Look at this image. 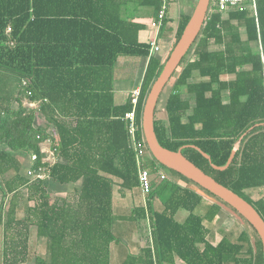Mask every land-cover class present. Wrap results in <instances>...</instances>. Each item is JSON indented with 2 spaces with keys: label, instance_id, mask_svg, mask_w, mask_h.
I'll use <instances>...</instances> for the list:
<instances>
[{
  "label": "trees",
  "instance_id": "trees-1",
  "mask_svg": "<svg viewBox=\"0 0 264 264\" xmlns=\"http://www.w3.org/2000/svg\"><path fill=\"white\" fill-rule=\"evenodd\" d=\"M255 5L256 14L207 12L165 99V117L154 111L153 127L160 145L183 146L186 158L264 221V0ZM143 6L154 17L161 0H0V264H111L114 187L139 190L124 120L130 93L117 101L114 81L133 64L125 58L145 60L136 106L140 136L145 97L169 54L164 61L149 55L148 41L139 39L145 24L133 19V10ZM189 16L179 15L173 45ZM46 140L52 162L44 160ZM235 144L232 161L219 169ZM151 162L157 180L129 217L148 220L151 245L147 239L139 255L119 264H264L247 221L250 233L242 229L233 240L223 234L213 243L207 224L216 222L220 204L228 205L154 157ZM160 166L184 182L160 178ZM254 191L263 193L253 197ZM155 197L158 210L150 203ZM179 210L187 213L181 221ZM38 240L44 251L31 257Z\"/></svg>",
  "mask_w": 264,
  "mask_h": 264
},
{
  "label": "water",
  "instance_id": "water-1",
  "mask_svg": "<svg viewBox=\"0 0 264 264\" xmlns=\"http://www.w3.org/2000/svg\"><path fill=\"white\" fill-rule=\"evenodd\" d=\"M210 0H197L193 10L185 24L179 38L171 48L167 58L165 59L161 71L153 81L150 89L145 97L141 111V130L147 143L151 155L164 167L175 171L183 177L193 181L201 188L207 190L225 204L235 210L247 223L255 230L258 235L263 259H264V221L255 208L244 198L233 192L231 189L217 182L212 176L206 174L197 167L193 162L186 158L182 153V147L176 151L169 150L159 144L153 127L154 111L157 101L164 87L169 82L181 61L189 53L192 45L196 41L202 26L204 24ZM237 145L235 144L224 166L219 169L226 168L235 154ZM204 156L209 158L205 153ZM214 168H218L212 165ZM170 177L177 182H184L177 176L170 173ZM195 190L201 195L205 194L199 188Z\"/></svg>",
  "mask_w": 264,
  "mask_h": 264
},
{
  "label": "crops",
  "instance_id": "crops-1",
  "mask_svg": "<svg viewBox=\"0 0 264 264\" xmlns=\"http://www.w3.org/2000/svg\"><path fill=\"white\" fill-rule=\"evenodd\" d=\"M177 1L178 2H177L176 7H179V6L181 7V11L178 14V17H179L180 14H189V13L191 14L192 11H190V10H193V7L195 6V3L197 0H177ZM248 9H250L253 14H256V5H255V11L250 7H248ZM140 11H141L140 8L138 10H135V11L133 10V16H135V15L137 16L140 13ZM171 16H173V14L169 13V11H168L167 16H166L167 19H166L165 26H164L163 30L159 29L158 37L159 38L161 37L160 40L162 42L168 40V32H170L172 30V24H171L172 17ZM149 29H148V26L146 27V25H145L142 30L150 31ZM175 29H176V27H175ZM175 29H174V31H175ZM140 32H139V39L144 41L141 38L142 34ZM163 35H165V36H163ZM167 48H165V49H167ZM162 50L164 51V48H162ZM160 53L162 54V51H159L158 54H160ZM142 63H143V59H140L138 70H137L136 74H138V71H140V69L142 70L144 68V66L142 67V65H141ZM144 65H145V63H144ZM142 72H143V70H142ZM223 77L225 78L228 76H223ZM138 83L139 82H137V81L136 82L129 81L127 79V77L124 75L122 76V79L115 80L114 81V91H115V97H116L117 101H120V100H123L124 98H126L129 95L130 91L135 86H137ZM263 83H264V70H263ZM118 95H121V97H118ZM158 171H161L160 168ZM163 172L166 174L167 177L170 178V173H167L166 171H163ZM150 177H151V174H150ZM153 180H157V177L155 176ZM151 181H152V177H151ZM46 182L48 183L49 190H53V191L55 190V192L58 191L55 183L49 182V179H46ZM112 199H113V211H114V215H115V220L113 223V231H114V234L117 238H116V241H114L111 245L110 260H111V264H119L120 261L122 259H124V257H126L129 254L139 255L140 251H141V247L146 244L147 239H148V242L150 245H151V240H150V236H149L148 220L143 219L141 221H132V219L129 218L131 210L135 206H138L141 204L144 205V203H145V200L143 199L142 195L140 194V191L138 189L133 190V191L120 189L117 185H115ZM154 199H156V200H154ZM154 199H153V202L154 201L156 202L158 200L157 197H155ZM151 201H152V199H151ZM161 206H162L161 202L160 203H158V202L154 203V208L156 210L160 209ZM219 213H220V211L218 212V215H219ZM185 217H186V215H184V217L181 218L179 221L183 220ZM142 224H143V226H140ZM34 246L35 247L40 246L42 249H44V246H43V243L41 240H38V243L35 242ZM41 253H43V252H39V254H41ZM26 263H28V262H26ZM26 263H24V264H26ZM28 264H32V263L29 262Z\"/></svg>",
  "mask_w": 264,
  "mask_h": 264
},
{
  "label": "rangeland",
  "instance_id": "rangeland-1",
  "mask_svg": "<svg viewBox=\"0 0 264 264\" xmlns=\"http://www.w3.org/2000/svg\"><path fill=\"white\" fill-rule=\"evenodd\" d=\"M177 0H171L170 1V4H169V13H172L173 16L172 17V30L170 32H168V40L167 41H161L160 38H158V50L156 52H154L153 54L158 56L162 61H164V59L166 58L167 54L169 53V51L171 50L172 46H173V38H174V29L177 25V21H178V14L179 12L181 11V7H176L177 6ZM141 11L140 13L134 18V20L136 21H140V22H143L146 27L148 26V29L150 28V23L153 19V14H152V8L151 7H148V6H143V7H140ZM143 10V11H142ZM192 11V10H190ZM129 14V13H128ZM170 15V14H169ZM171 29V28H170ZM151 31H146V30H142L140 33L142 34L141 35V38L146 41L148 36L151 34V32L153 31L152 28H150ZM164 38V37H163ZM166 45V46H165ZM168 47V48H167ZM162 48H164V51L162 50ZM167 48V49H165ZM159 51H162V54H158ZM188 56L187 59L191 58L192 56V51H189V53L187 54ZM127 59V61L131 60L133 61V64L131 66H128L126 67L124 70H125V76L127 77V79L129 81H134V82H139L140 81V78H141V74H142V70L140 69V71H138V74H136L137 70H138V66H139V62H140V59L138 58H132V57H127L125 58ZM144 63H145V60H143V63L141 64L142 67L144 66ZM180 71V67L177 68V70L175 71L174 75L171 77V79L169 80V82L166 84V86L164 87L162 93L160 94L159 96V99L157 101V104H156V108H155V112H156V118H164L165 116V113H164V109H163V106H164V102H165V99L173 85V82L175 80V78L177 77L178 73ZM118 97H121V95H118ZM25 102V100H24ZM47 146L48 144H44V146L42 145V148H44V150L47 149ZM20 158L21 160L23 161L24 164H28L29 163V158L27 155L24 156L23 155H20ZM45 159V158H44ZM148 164V169L149 171L151 172L153 170V164L151 162V160H149L147 162ZM160 170L163 172V171H166L167 173H169V170L166 169V168H163V167H159ZM172 175H175L177 177H179L177 174L171 172ZM151 177H152V181L154 179V175L151 174ZM179 179H181L182 181H184L183 178L179 177ZM263 192H258V191H254L251 193V195L253 197H257L259 194H261ZM203 196V198L206 200V201H209V202H215V199L210 197L209 195H207L206 193L204 194H201ZM154 199V198H153ZM153 199L152 201L150 202L152 205V207L154 208V203H160L161 200L160 198L155 202H153ZM156 200V199H154ZM221 206V210H220V213L216 219V222L214 224H207L209 227H210V232H209V235H208V238L213 242H217L218 239L221 237V235L225 234L227 237H229L230 239H235L237 234L242 230V229H246L249 233L251 232V228L250 226L245 222V220H243L237 213H235L233 210H231L228 206L224 205V204H220ZM155 209V208H154ZM158 209V208H157ZM184 215H186V213L184 212V210H179L177 212V214L175 215V217L180 220L181 218L184 217ZM32 236H33V240L35 239L33 233H32ZM38 243V241H37ZM35 246L33 245L32 247V251H31V257H33V255H35L36 253H39V252H43L44 249H42L40 246ZM29 263V262H28ZM26 263V264H28Z\"/></svg>",
  "mask_w": 264,
  "mask_h": 264
},
{
  "label": "built area",
  "instance_id": "built-area-1",
  "mask_svg": "<svg viewBox=\"0 0 264 264\" xmlns=\"http://www.w3.org/2000/svg\"><path fill=\"white\" fill-rule=\"evenodd\" d=\"M248 7L252 8L255 11V0H210L208 11L210 10V11L224 13L229 10H233V9L242 10ZM167 12H168V0H161V6L150 23V28H152L153 31L147 38V41L150 45L149 55L153 54L158 50V38H159L158 32L164 19L167 16ZM139 93H140V86L138 84L130 91V102L132 107L129 111L125 113L124 120L126 122L130 147L133 149L135 154V163H136L137 177H138V188L140 194L145 200L146 195L151 190L150 171L145 166V161L147 162L149 160H152L153 156L149 151L143 133L140 136H138L139 126L136 121V106L138 103ZM24 104L30 107L37 106L36 102L27 101V100H25ZM44 144H48L46 150L42 148V150L46 153V157L44 160L52 162L54 160V156H53L54 151L52 148H50V140L44 141L42 145L44 146ZM158 175L160 178L166 177V174L161 171H158ZM38 176L43 178L45 175L43 173H40L38 174Z\"/></svg>",
  "mask_w": 264,
  "mask_h": 264
}]
</instances>
